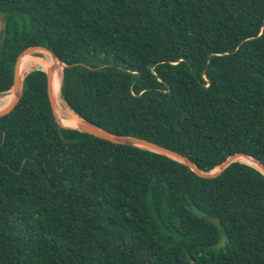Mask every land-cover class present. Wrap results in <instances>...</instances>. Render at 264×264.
Segmentation results:
<instances>
[{"label":"trees","instance_id":"obj_1","mask_svg":"<svg viewBox=\"0 0 264 264\" xmlns=\"http://www.w3.org/2000/svg\"><path fill=\"white\" fill-rule=\"evenodd\" d=\"M2 17L0 96L20 52L43 45L65 64L64 101L93 125L206 172L235 153L264 163V0H0ZM27 64L0 117V264H264L260 170L235 161L201 177L61 127L50 65Z\"/></svg>","mask_w":264,"mask_h":264},{"label":"water","instance_id":"obj_2","mask_svg":"<svg viewBox=\"0 0 264 264\" xmlns=\"http://www.w3.org/2000/svg\"><path fill=\"white\" fill-rule=\"evenodd\" d=\"M2 33V38L0 41H2L5 38L6 34V18L2 17L0 18V34ZM34 50H45L49 52L53 58L59 60L57 56L46 46L43 45H30L23 49L20 54L18 55L15 63V70H14V82L11 91L13 92V99L12 101L4 108L0 109V117L11 112L14 107L17 105V103L20 101L22 94H23V80L24 77L22 78L21 73H20V64L22 59L29 54L30 52ZM60 61V60H59ZM63 64V67H65V64L60 61ZM44 70V69H43ZM47 74V84H48V97L50 101V105L52 108V111L54 113V116L56 118V121L61 127L64 128H74L82 132H86L89 134H92L94 136H97L99 138L111 141L113 143H118V144H125V145H131V146H137L141 147L144 149H148L150 151H154L157 153H161L164 155H167L173 159H176L185 165H187L191 170H193L196 174H198L201 177H206V178H211L219 175L228 165H230L232 162L239 161L236 159V156L242 155L247 158H251L256 163L260 166H254L258 170H260L264 174V163L261 162L259 159H256L252 157L251 155L247 153H235L230 155L225 161L217 165L215 168H213L210 171H202L200 170L196 164L186 155H183L173 149H170L166 146H163L159 143L153 142L151 140L142 138V137H136V136H129V135H118V134H112L109 133L96 125H93L92 123L84 120L81 118V122L78 123L77 126L73 127L70 125L64 124L58 114L57 108H56V98L54 94V89H53V76H54V67L49 66L46 70H44ZM242 162V161H240ZM246 163V162H244ZM249 164V163H247ZM251 165V164H249Z\"/></svg>","mask_w":264,"mask_h":264},{"label":"bare ground","instance_id":"obj_3","mask_svg":"<svg viewBox=\"0 0 264 264\" xmlns=\"http://www.w3.org/2000/svg\"><path fill=\"white\" fill-rule=\"evenodd\" d=\"M38 51L40 52L43 50H34V51L30 52L29 54H27L22 59L21 64H20V73H21L22 78L25 77L24 73L22 72V66H23L24 59L27 56L33 54L34 52H38ZM48 57H46V58H48ZM50 62H51L50 66L54 67L53 89H54V94H55V98H56V108H57L59 117L64 124L75 127L78 125L79 122H81V118L67 105V103L64 101V99L62 97L61 85H62L63 71H61V75H60L58 68H59V66H61V68L63 66L60 63V61L55 59V58L51 59ZM13 97H14L13 93H10V92L6 96L1 97L0 98V109L6 107L12 101ZM236 159L260 168V166L256 163V161H254L251 158H247L245 156L238 155V156H236Z\"/></svg>","mask_w":264,"mask_h":264},{"label":"rangeland","instance_id":"obj_4","mask_svg":"<svg viewBox=\"0 0 264 264\" xmlns=\"http://www.w3.org/2000/svg\"><path fill=\"white\" fill-rule=\"evenodd\" d=\"M48 56H49V57H48ZM32 57H38V58H40L41 60L46 61L48 65H50V63H51L50 60H51V59H54V58H52V56L49 54V52H47V51H45V50L40 51V52H39V51H38V52H34L33 54L27 56V57L24 59L23 66H22V72L24 73V75H26L28 72L34 70L33 68H29V67H28V64H27L28 60H29L30 58H32ZM46 57H48V58H46ZM60 63H61V62H60ZM61 64H62V63H61ZM62 66H63V64H62ZM47 68H48V67H46V68L42 67V69H44V70H46ZM63 68H64V67L61 68V66H59V68H58V70H59V72H60V75H61V71H63ZM9 92H10V93H13V92H11V90H10V91L7 92V94H8ZM7 94H6V93L3 94L2 96H0V98L6 96ZM223 242H224V237H222V240L220 241V244L217 245L215 248L219 247L221 244H223Z\"/></svg>","mask_w":264,"mask_h":264}]
</instances>
